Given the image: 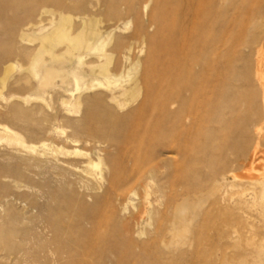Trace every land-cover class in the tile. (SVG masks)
I'll return each mask as SVG.
<instances>
[{"label": "rangeland", "instance_id": "374dc122", "mask_svg": "<svg viewBox=\"0 0 264 264\" xmlns=\"http://www.w3.org/2000/svg\"><path fill=\"white\" fill-rule=\"evenodd\" d=\"M61 20L48 52L41 38ZM187 29L197 52L216 47L201 65L176 54ZM10 64L0 98L1 238L30 252L111 251L129 264H264V189L254 183L264 178V0H0V77ZM204 65L219 90L197 115L182 88L204 81ZM60 68L78 86L61 73L45 81ZM149 178L152 202L161 191L201 204L190 247L160 245L173 217L145 214ZM102 218L109 227L95 228ZM127 224L137 234L121 247ZM97 233L109 239L87 247Z\"/></svg>", "mask_w": 264, "mask_h": 264}, {"label": "bare ground", "instance_id": "6f19581e", "mask_svg": "<svg viewBox=\"0 0 264 264\" xmlns=\"http://www.w3.org/2000/svg\"><path fill=\"white\" fill-rule=\"evenodd\" d=\"M199 14L195 15L197 21L200 17ZM60 23L61 24L56 25V28L54 29L53 32L41 38L42 43L45 46L44 50L48 52L51 51V45L55 43L56 37L60 33H62L64 20H61ZM187 32L188 33L186 35L188 36H186L183 42V46H181L176 50V54L180 56L182 55L184 57H190L193 54H196L197 55L196 62L200 63L201 65L207 55L215 54L216 47L209 48L207 53L205 52V49L197 52V50H199L200 44H196L197 43L196 42L195 45H191L193 37L192 34H190L189 29H187ZM90 41L91 40L89 39L83 42L74 43L72 44L73 49L76 50L88 49L90 47ZM94 49L96 51L100 50V45L97 44L94 47ZM167 49L169 48L167 47ZM38 63H39V59H36L33 65V68L35 70L37 69ZM201 68L202 69L201 72H199L198 77L204 79V81L198 82L197 80L196 81L193 80L189 84L184 85V87L182 88V91H186V92L188 91L192 93L193 107H194L192 108L197 115L201 108L203 109L206 107L205 105H208V101L206 102V100L208 98L207 94L209 93L208 92L209 89L211 91L215 89L219 90V86L215 85V79H213L212 77L214 76L215 73L214 68L212 69L210 65H204ZM13 70H14V65L12 64L7 65L4 68L3 74L0 77V98H4L3 89L5 88L7 81ZM36 73L38 75L37 70ZM56 73L62 74L61 76L63 78V83L67 82L71 77L73 80H75L78 86V78L76 77L74 72L67 71L66 69L63 68L56 69L53 74L48 75L45 81L46 82L50 81L51 76L55 75ZM105 81L107 85H111L112 83L108 77L105 78ZM173 81L176 82L175 80ZM98 85L101 86L103 84L99 83ZM179 100H180L179 104L184 110L186 108V99L180 97ZM150 103H151L150 99L148 98L147 105H150ZM161 104L162 103L157 105H161ZM145 107L147 106H144V109H141V111H144ZM189 117L190 115L187 114L186 117L184 116L182 117V119L185 118L187 119ZM1 130L4 131V133L9 136L11 142L16 141L13 138L12 136L13 134L9 129L2 128ZM98 166L99 164L95 165V167ZM233 177L235 176L233 175ZM152 181H153L152 178L146 179L141 185L143 191L145 190L144 192L146 194L145 201L146 204L148 205L146 207L145 214H147V216H151L152 214L159 213V211L163 210L162 218H167L169 215L173 217L172 218L173 220L171 221L172 223L169 226V229L167 230L171 234V239L170 241H166L165 239H163L160 242V245L162 247H166L167 249L170 247H187V246L190 247L193 243L190 241L189 233L191 231L193 223L201 215V206H200L201 204L199 203L191 204L189 202L191 195L190 193L185 194L180 200V199H175L171 196L167 198L161 191H156L153 193L155 195L159 194V196H157V198L155 197L156 199L152 202L150 200L151 199L150 197L152 196V192L150 191ZM254 183H256V185H259L261 186L262 189H264V178L262 173L260 174L259 177H257ZM216 187H219L218 183H216ZM155 205H157V207ZM142 218L143 216L141 217L138 216L136 219L137 221H139L140 219L142 220ZM108 224H109L108 219L102 218L100 221L97 222V224L96 223L94 224V227L97 229L98 228L105 229L106 226L109 227ZM129 225L130 224H127V226L124 228V235L125 237H130L131 241L128 242V244L121 245V247H130L133 242L132 240L134 239V235L137 234L135 231H133V229H131ZM3 232H4V227L0 226V234H2ZM143 235L145 234L139 231L138 236H143ZM108 237L109 236L107 233L105 235L97 233L96 236H92V237L90 236L87 242L88 243L87 247H92L95 244L105 241L106 238L109 239ZM110 239L113 241L112 237ZM120 259H121L120 255L111 251L106 253L103 252L101 254L99 253V250L98 251L85 250L83 248H75V247H48L43 245L42 247H37L34 252H30L27 248L9 244V241L6 238L0 237V264H129L127 262H122Z\"/></svg>", "mask_w": 264, "mask_h": 264}]
</instances>
